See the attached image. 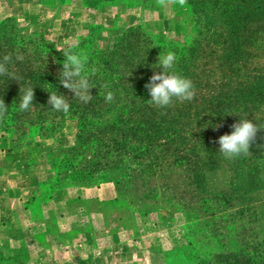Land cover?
I'll return each instance as SVG.
<instances>
[{"label":"trees","instance_id":"16d2710c","mask_svg":"<svg viewBox=\"0 0 264 264\" xmlns=\"http://www.w3.org/2000/svg\"><path fill=\"white\" fill-rule=\"evenodd\" d=\"M81 1L92 9L125 4L152 11L169 3L182 13L189 40L161 42L155 31L138 24L102 44L97 34L105 28L98 22L75 43L45 44L15 19L0 17V60L11 56L18 77L0 76V102L7 105L0 134L19 149L33 133L52 138L75 122V144L55 161L56 184L68 178L89 189L110 182L116 199L132 212L140 202L163 208L164 217L182 214L186 243L167 251L162 264H264V241L247 238L250 223L258 220L256 195L264 192V128L250 153L239 158H225L217 143L239 116L264 127V0ZM62 49L88 58L97 86L90 102L74 99L60 84ZM169 52L196 94L158 108L148 102L145 84L160 71L158 57ZM29 85L34 104L20 110ZM57 90L69 99L67 114L49 108V92ZM109 91L111 103L104 99ZM221 168L230 174L228 186L215 191L209 176ZM5 255L0 251V262Z\"/></svg>","mask_w":264,"mask_h":264},{"label":"crops","instance_id":"0c3cea01","mask_svg":"<svg viewBox=\"0 0 264 264\" xmlns=\"http://www.w3.org/2000/svg\"><path fill=\"white\" fill-rule=\"evenodd\" d=\"M5 6L33 34L53 42L87 36L93 14L105 28L98 38L109 43L140 22L135 8L125 4L91 10L73 3L7 0ZM67 140L63 131L52 138L30 137L12 149L0 134V236L13 264H154L157 238L145 221L135 220L128 203L116 199L113 183L85 196L44 192L46 155L74 144Z\"/></svg>","mask_w":264,"mask_h":264},{"label":"rangeland","instance_id":"374dc122","mask_svg":"<svg viewBox=\"0 0 264 264\" xmlns=\"http://www.w3.org/2000/svg\"><path fill=\"white\" fill-rule=\"evenodd\" d=\"M5 1L7 0H0V17L15 19L19 23L20 27L25 28L30 33H32L29 24L27 22H23L22 19L16 16L14 12L11 10V7L5 6ZM71 3L76 5H82L81 0H73L71 1ZM104 6H108V5H104ZM134 8L140 17L139 24H143L148 29L155 31L159 41L165 42L170 39H177L181 41L183 44L188 42L189 39L187 38V35L185 34L183 27H181L182 13L177 11L171 4L166 3L165 5L160 6V8L155 11H152L151 9H146L144 7H134ZM90 9L96 10L92 8ZM126 11L128 10H124V12ZM130 11H134V9ZM105 14L108 15L107 13ZM91 22H92L91 24L96 25V23L100 22V17L93 14L91 16ZM121 34H123V32ZM41 40L45 44L47 43L71 44V43H75L78 39L68 42H53L51 40H47L46 38L44 39L41 38ZM98 40L102 44H110L109 43L110 41H106L107 42L106 43L104 42V40L103 41H101L100 39ZM63 131H65L67 134V139H68L67 141L70 140L74 141L75 144L76 134H77V124L73 121H68L65 127L63 128V130L60 131L58 134H60ZM32 137L44 138L37 133H33ZM65 148L67 147L60 148L46 155L49 175H48L46 187L44 188V192L47 195H52V197L66 196L73 192L77 193L80 196L96 193L97 189L95 187L89 189H83L79 184H72L71 180H69L68 178L65 179L62 183L57 182L58 184H56V179H58V177L60 176H56L55 174L56 172L54 169L55 161L59 157V154H61L60 151ZM229 176L230 174L226 168H221L211 172L209 176L211 189L217 191L227 188L229 182ZM254 204L257 208L258 220L256 222L250 223L249 227L251 228L248 230L247 238L250 242L257 243L258 241L261 240L264 241V192L256 195V201ZM133 210H134L133 214L135 220L145 221L149 225L150 231L157 238L156 245L153 248L154 264H162L165 260L166 257L165 255L167 251H169L175 246L178 245L180 246L186 243L185 233H184L185 231L184 228L182 227L185 220L182 214L176 216L170 215L164 217L165 211L163 210V208H160L158 205L155 204L140 203V202L138 203V205L134 206ZM243 222H245V220H243ZM237 223L239 224L242 222L238 221ZM0 251L6 254L4 259L0 262V264H13V259L10 256L8 243L6 240L2 239L1 236H0ZM216 253L219 254L220 252H216Z\"/></svg>","mask_w":264,"mask_h":264},{"label":"clouds","instance_id":"9594fccd","mask_svg":"<svg viewBox=\"0 0 264 264\" xmlns=\"http://www.w3.org/2000/svg\"><path fill=\"white\" fill-rule=\"evenodd\" d=\"M65 59L62 62V69L59 72L60 84L74 94V99L83 103H88L93 99L91 89L97 87L93 78V71L89 69L88 58L83 54H78L72 50H63ZM16 60L22 61L24 57L17 55ZM13 60L11 56L5 55L0 60V76L10 77L16 80L18 77L11 71L10 65ZM160 69L154 73L145 84L150 100L148 102L158 108H165L171 105L174 100L191 101L195 97V85L188 77L180 74L176 70V57L169 52L167 55L159 56L156 64ZM49 108L69 113L71 105L69 99L64 94L49 92ZM105 101L111 103L114 99L113 93L108 92ZM34 104V88L27 86L23 89L20 96L19 109L29 110ZM7 111V105L0 102V116ZM239 122L231 125V132L221 135L217 141L219 144L218 152L225 158L234 159L250 153V145L255 139L257 132L264 128L258 121L253 123L247 116H239Z\"/></svg>","mask_w":264,"mask_h":264}]
</instances>
